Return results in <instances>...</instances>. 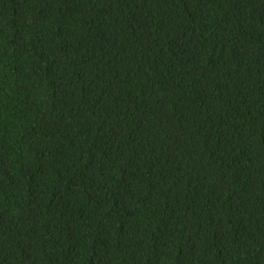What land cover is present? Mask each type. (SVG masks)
<instances>
[{"label": "trees", "instance_id": "1", "mask_svg": "<svg viewBox=\"0 0 264 264\" xmlns=\"http://www.w3.org/2000/svg\"><path fill=\"white\" fill-rule=\"evenodd\" d=\"M0 264H264V0H0Z\"/></svg>", "mask_w": 264, "mask_h": 264}]
</instances>
